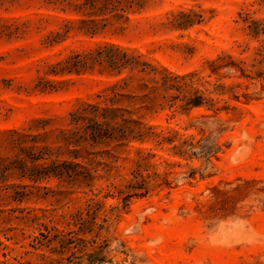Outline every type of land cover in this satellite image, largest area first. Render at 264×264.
Returning <instances> with one entry per match:
<instances>
[{"label":"rangeland","instance_id":"1","mask_svg":"<svg viewBox=\"0 0 264 264\" xmlns=\"http://www.w3.org/2000/svg\"><path fill=\"white\" fill-rule=\"evenodd\" d=\"M82 3L0 0V264H264V0H146L94 34ZM105 43L158 72H52ZM123 79L142 133L74 159L70 113Z\"/></svg>","mask_w":264,"mask_h":264},{"label":"trees","instance_id":"2","mask_svg":"<svg viewBox=\"0 0 264 264\" xmlns=\"http://www.w3.org/2000/svg\"><path fill=\"white\" fill-rule=\"evenodd\" d=\"M146 0H83L79 8H87L85 11L87 19L81 22L86 25V30L91 34L99 28H104L113 21H128V12H133L135 7H142ZM179 15L185 16L180 12ZM106 63L110 69L120 71L124 68L135 70L138 73H157L158 70L148 62L141 59L140 55L129 54L121 47L105 43L99 45L97 50L87 54H75L63 62L58 63L59 71H52L54 74L78 73L81 68L88 66V62ZM167 78L166 75L163 76ZM127 84L125 79L116 82L109 87V92L102 96V103H83L79 108L70 113V121L67 129L60 131L65 149L74 159L80 158L78 146L80 140L84 139L90 146H94L106 140H119L120 137H135L141 134V122L131 117L133 111L126 107L116 105L124 94L117 89ZM129 115V116H127ZM118 133H120L118 135ZM42 157V156H40ZM38 157V158H40ZM69 167V168H67ZM83 164L78 161L68 160L63 162H51L44 170L42 176L61 177L65 172L68 177L76 179L78 176L76 168H82Z\"/></svg>","mask_w":264,"mask_h":264}]
</instances>
